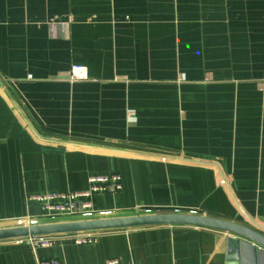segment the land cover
Listing matches in <instances>:
<instances>
[{
	"label": "crops",
	"instance_id": "0c3cea01",
	"mask_svg": "<svg viewBox=\"0 0 264 264\" xmlns=\"http://www.w3.org/2000/svg\"><path fill=\"white\" fill-rule=\"evenodd\" d=\"M114 173L122 188L95 196L110 216L140 207L250 226L243 211L264 226V0H0V228L54 222L33 196ZM67 216L57 221L80 219ZM95 234L2 240L0 264H228L233 236L194 225Z\"/></svg>",
	"mask_w": 264,
	"mask_h": 264
},
{
	"label": "water",
	"instance_id": "95a60500",
	"mask_svg": "<svg viewBox=\"0 0 264 264\" xmlns=\"http://www.w3.org/2000/svg\"><path fill=\"white\" fill-rule=\"evenodd\" d=\"M82 148H93L107 151H117L123 153H131L143 155L152 158L166 159H182L181 157L147 153L141 151H129L119 148L97 146L79 142H64ZM185 159V158H183ZM190 162L205 163L208 162L195 161L185 159ZM216 165L218 168L219 166ZM223 176V181L229 192L234 198L232 191L227 184V180L219 168ZM245 218L251 224L245 225L240 222L215 218L201 215L198 213H146L132 216H108L95 219H77L68 221H55L48 223H40L35 225H15L0 228V241L26 238L30 236H51L65 233H82V232H97L104 230H116L137 228L153 225H194L213 228L228 232L233 236L229 237L227 242V260L228 264H264V226L245 212L242 211Z\"/></svg>",
	"mask_w": 264,
	"mask_h": 264
},
{
	"label": "built area",
	"instance_id": "2783aa9c",
	"mask_svg": "<svg viewBox=\"0 0 264 264\" xmlns=\"http://www.w3.org/2000/svg\"><path fill=\"white\" fill-rule=\"evenodd\" d=\"M75 71L83 72V67H74ZM74 77H81L73 72ZM85 77V76H82ZM113 186L116 190L122 188L120 174L114 173L109 175H92L89 178V186L82 191H63V192H47L33 196L34 200L40 202L43 209V217L51 221H57L59 217L67 215H77L80 219H95L108 217L111 211L98 210L95 204V196L99 192L107 191L109 186ZM143 209L145 213H151V208ZM40 220L36 217L26 216L16 220L17 225H35L40 224ZM74 242L77 244H87L95 241V232L75 233ZM18 241L27 240L35 247L51 246L54 240L50 236H30L26 238L16 239ZM39 264H64L59 260H43ZM107 264H118L117 259H111Z\"/></svg>",
	"mask_w": 264,
	"mask_h": 264
},
{
	"label": "rangeland",
	"instance_id": "374dc122",
	"mask_svg": "<svg viewBox=\"0 0 264 264\" xmlns=\"http://www.w3.org/2000/svg\"><path fill=\"white\" fill-rule=\"evenodd\" d=\"M62 217H65V216H62ZM67 217H70V216H67ZM59 218H61V217H59Z\"/></svg>",
	"mask_w": 264,
	"mask_h": 264
}]
</instances>
